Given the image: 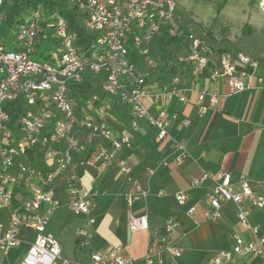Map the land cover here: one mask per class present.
Segmentation results:
<instances>
[{"label":"built area","instance_id":"2783aa9c","mask_svg":"<svg viewBox=\"0 0 264 264\" xmlns=\"http://www.w3.org/2000/svg\"><path fill=\"white\" fill-rule=\"evenodd\" d=\"M64 1L72 5L68 8L75 12L81 27L93 36L89 51H84L78 45L76 33L69 30L66 18L56 11L50 31L58 43V53L50 51L48 58L42 57L38 44V21L42 16L40 6L31 10L28 21L18 25L15 49L8 48L0 41V209L8 207L13 199L10 189L12 184L24 180L28 189V198L22 210L12 211L7 225L0 222V251L7 253L19 245L22 229L32 228L38 235L20 264H131L133 260L124 256L119 246L92 253L89 262L69 259L62 254L59 240L48 231L51 216L62 205L55 193L56 186L61 183L70 198L72 209L88 216L86 224L78 230L79 236L87 239L96 221L90 215L93 208L92 193L81 188L78 182V169L87 162L85 159H75L81 149L78 131L99 140H108V146L103 145L95 152L94 162L116 163L131 178L132 168L119 156V151L123 147H133L131 131L138 127L140 119H148L158 129L159 141L166 138L173 141L177 161L181 162L187 155V146L182 140L173 137L169 130L177 114H170L166 109L153 114L149 101H165L175 97L185 104L190 103L191 99L186 93L190 90L196 94L199 111L205 113L216 108L221 99L218 92L202 88L199 78L206 69H210L211 81L224 78L229 94H236L246 88V73L238 69L237 62L253 67L257 62L244 52L233 55L226 51H212L202 36L189 32L187 50L177 59L192 63L194 79L191 87L175 86L180 81L178 75H174L171 82H151L148 73L131 61L129 48L133 46L140 56L147 57L161 29L174 21L179 3L189 0ZM3 2L0 0V21ZM35 54H39L42 59L35 60ZM86 73L101 75V90L130 106L132 119L128 128L119 134L115 135L106 120L94 116L87 105L77 108L72 103L70 84L83 83ZM153 87L157 91H153ZM91 101H100L99 94H93ZM18 103L24 109L13 115ZM184 122L188 123V120ZM62 143L65 144L64 148H61ZM36 148L42 155L29 168L19 165L20 172L26 175L19 181L15 173L16 161ZM209 179L213 186L207 195L204 218L210 221L222 218L223 206L232 202L237 208L240 224L256 234L257 227L251 225L249 214L252 207L264 208V191H254L246 177L239 180L237 189L231 183L228 172L204 173L194 177L191 185L200 187ZM146 196L147 191L135 178L132 190L126 195L128 205ZM175 198L179 205H184L191 196L186 191H179ZM195 212V206L187 210L190 216ZM129 227L133 232L147 230V215H130ZM178 228L179 221L174 216L164 221L163 230L167 236ZM157 248L151 246L145 258L146 264H154L156 252H168L174 257L181 255V251L170 240H162ZM238 255L252 256L264 262V237L247 242L236 235L233 247L221 251L214 261L223 264ZM162 262L159 258L158 263Z\"/></svg>","mask_w":264,"mask_h":264},{"label":"crops","instance_id":"0c3cea01","mask_svg":"<svg viewBox=\"0 0 264 264\" xmlns=\"http://www.w3.org/2000/svg\"><path fill=\"white\" fill-rule=\"evenodd\" d=\"M48 41L45 36L38 42L39 53L49 55L50 51L42 49L44 42ZM155 43L150 47L155 48ZM57 44L52 45V50ZM186 50L176 46L177 55L170 56L173 59L166 57L167 60L162 61L164 68L160 67L156 74L149 77L151 82L157 80L163 84L178 75L180 81L175 86L191 87L194 79L191 73L193 65L177 59ZM253 58L257 62L255 67L237 62L238 69L246 73V88L236 94H229L224 78L211 81L209 68L201 74L199 81L202 88L221 95L218 106L205 113L199 111L196 94L190 90L186 92L191 99L190 103L185 104L175 97L165 101H149L153 114L161 109L177 114L169 130L173 137L182 140L187 146V155L181 162L177 161L173 141L170 138L159 141L158 129L148 119H140L138 127L131 131L133 147H123L119 151V156L132 168L131 178L116 163L94 162L95 152L103 145L108 146V140H99L86 132L78 131L81 149L75 159L87 161L78 169V182L81 188L92 193L93 208L90 215L96 221L87 239L79 236L78 230L86 224L88 216L72 209L62 183L56 186L55 193L62 205L51 216L48 231L59 240L65 257L89 262L92 253L119 246L122 254L133 260L131 264H146L145 258L151 246L158 249L162 240H170L181 251V255L174 257L168 252H156L153 256L154 264H159V258L163 260L162 264H216L214 260L218 254L233 247L236 235L247 242L264 237V208L252 207L250 210L249 220L252 226L257 227L256 234L240 224L237 208L232 202L223 206L222 218L206 220L203 212L213 182L209 179L200 187L191 185L194 177L204 173L228 172L231 183L237 189L239 180L246 177L254 191H264V50L260 57ZM90 90L82 94L84 103L71 98L72 103L77 108L87 105L94 116L109 123L115 135L128 128L132 119L130 106L118 97L104 93L101 87L98 89L99 93H92V89ZM153 91H157V88L153 87ZM93 94H99L100 101L92 102ZM76 95L80 98V94ZM64 146L62 143L61 148ZM35 154L28 151L16 161L15 173L19 181L26 176L24 172H20L19 165L29 168L37 163ZM135 178L139 179L147 196L130 206L126 195L132 190ZM23 181L10 186L13 199L8 207L0 209V222L5 225L10 221L11 212L22 210L23 203L28 198V189ZM179 191H186L191 196L184 205H179L176 201L175 194ZM190 206L196 207L193 216L187 213ZM130 215H147L149 228L133 232L129 227ZM170 216L177 218L179 228L167 236L163 224ZM37 235L38 232L32 228L22 229L20 244L7 253L0 251V264H20ZM223 264L264 262L252 256L238 255Z\"/></svg>","mask_w":264,"mask_h":264},{"label":"rangeland","instance_id":"374dc122","mask_svg":"<svg viewBox=\"0 0 264 264\" xmlns=\"http://www.w3.org/2000/svg\"><path fill=\"white\" fill-rule=\"evenodd\" d=\"M57 1L62 2L63 0ZM38 6L42 11V16L38 21V42L43 40L45 36L48 37L51 45L50 51L58 53L56 48L52 50V45L57 42L50 31L53 14L58 10L56 8L52 11L50 8L44 9V3L32 6L30 10ZM68 6L72 7V5ZM30 15L31 13L25 15V21L29 20ZM83 22V19H81V23ZM189 32L202 36L212 48V51L222 50L231 54L245 52L258 58L264 50V0L181 1L174 21L169 26L161 29L156 40L157 55L152 54L151 60L146 59L150 61L147 64V70H145L148 77L156 74L163 67L162 61H160L162 54L165 55L166 53V57L173 59L170 56L177 55L176 46L184 50L187 48L189 42L185 37ZM180 34L185 37L178 41L175 38ZM7 42L8 45L5 44V41L4 44L8 48L15 49L14 37L8 39ZM160 53L162 54L160 55ZM33 58L35 60L42 59L39 54H35ZM92 93L99 92L92 91ZM16 128L15 126V131Z\"/></svg>","mask_w":264,"mask_h":264},{"label":"trees","instance_id":"16d2710c","mask_svg":"<svg viewBox=\"0 0 264 264\" xmlns=\"http://www.w3.org/2000/svg\"><path fill=\"white\" fill-rule=\"evenodd\" d=\"M40 3H44V9L50 8L51 11L55 8L62 13V15L66 18L68 22V28L70 31L76 33L77 35V43L78 45L84 50L89 51L91 41L93 39V36L89 33H87L78 22L77 16L75 12L72 9L68 8V4L66 1H57V0H4L3 6H2V19L0 21V41H2L5 44L8 45L7 42L8 39L11 37H14L15 41V31L19 24L25 22V15L28 13H31L30 7L36 6ZM50 11V12H51ZM169 26V25H168ZM175 38V36H173ZM185 36L182 34L178 35L175 39L178 41L184 39ZM188 38L187 36L185 37ZM188 40V39H187ZM50 42H44V47H42L45 51H50L51 45ZM130 59L131 61L135 62L140 70H144L145 66L150 62V57L155 55L156 47H150V53L147 57L140 56L138 54V50L131 46L130 48ZM152 49V50H151ZM41 54V53H40ZM42 57L48 58V55H45V53L41 54ZM168 58V57H167ZM166 53L165 55L162 54V59L160 61H166ZM145 59V60H144ZM151 60V59H150ZM164 68V67H162ZM102 80V76L94 73H86L85 80L81 84H70V98H73L76 102L84 103V100L82 99L84 95H82L85 92H88L90 89L92 91H98L100 88V82ZM76 94H80V98ZM24 108L21 106V103L16 104L14 107L13 115L15 113L20 112ZM32 154L36 155L37 160L42 155V152L39 151V149H33L30 150Z\"/></svg>","mask_w":264,"mask_h":264}]
</instances>
